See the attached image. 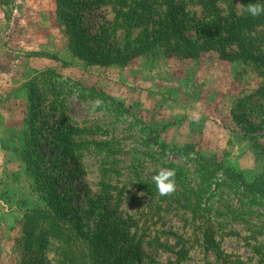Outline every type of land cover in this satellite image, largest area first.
<instances>
[{
	"label": "rangeland",
	"instance_id": "374dc122",
	"mask_svg": "<svg viewBox=\"0 0 264 264\" xmlns=\"http://www.w3.org/2000/svg\"><path fill=\"white\" fill-rule=\"evenodd\" d=\"M76 1L101 48L120 50L127 30L116 1ZM234 2V15L224 1L214 14L190 3L182 15L188 38L219 51L102 66L71 52L57 0H0V264L36 260L28 232L46 242L44 264H264V200L250 205L225 175H264V66L254 59L264 58V24L231 37L243 14ZM29 84L38 88L41 179L60 194L63 220L48 212L23 158ZM201 157L223 167L222 186L204 193ZM162 168L176 173L168 196L153 180Z\"/></svg>",
	"mask_w": 264,
	"mask_h": 264
},
{
	"label": "trees",
	"instance_id": "16d2710c",
	"mask_svg": "<svg viewBox=\"0 0 264 264\" xmlns=\"http://www.w3.org/2000/svg\"><path fill=\"white\" fill-rule=\"evenodd\" d=\"M117 8V18L121 19L123 28H126L127 33L124 38V45L118 51H107L101 48V36H91L87 29L83 27L80 21V4L76 0H57V15L61 23L65 37L68 42V47L71 52L80 60L93 65H127L131 61L139 57H159L160 55H174L178 58H195L200 56L204 51H219L217 44L203 43L197 40L188 38L185 35L184 22L182 15L184 14L187 4H196L202 6L206 11L215 13L219 1H224L229 4L230 11L234 15L235 2L234 0H115ZM242 8L250 2L262 3L261 0H240ZM236 16V15H235ZM264 24V15L259 17H252L247 12L238 17L234 23H229L228 33L231 37H236V32H250L255 27ZM140 29L141 33L134 36V30ZM239 39V37L237 38ZM250 53V52H249ZM249 57H255L250 53ZM221 57L228 58L226 54ZM236 59V58H235ZM256 62H261L264 66V58H254ZM45 80H49L47 77ZM30 85V104L29 111L25 118L24 130V145H23V158L28 164V169L32 170L34 179L36 180V190L40 193L42 199L48 206V212L56 216L57 220H63L58 214L56 202L60 199L55 187H49L46 181L42 180V172L40 164L43 159L39 156L37 150V112L38 107L37 95L38 88L35 85ZM264 94V83L260 87V91ZM116 111H119V106H116ZM256 131V130H254ZM253 132V131H252ZM251 134V132H250ZM255 136H257L254 132ZM260 135V134H258ZM64 141H69L67 137L63 138ZM84 141V140H83ZM82 141V143H83ZM84 144V143H83ZM79 144L80 148H89L93 146ZM178 148V147H177ZM191 146L179 147V151H191ZM198 161V169L202 172V183H204V191L215 184V189L222 186V183L217 182L216 177L222 169V165L211 160V158H203ZM197 161V160H196ZM220 167V168H219ZM180 171H182L180 169ZM178 175L183 177L182 175ZM183 172V171H182ZM227 174V175H226ZM225 175L233 181L234 186L241 188L240 196L243 200L246 199L250 205L260 203V199L264 200V175L258 176L252 181L248 182L241 175H237L235 171L228 168L225 170ZM176 176V177H177ZM238 178V179H237ZM215 182H212L214 181ZM212 182V183H211ZM206 185V188H205ZM198 195L201 191H198ZM238 192V191H237ZM199 199V198H198ZM211 208V206H209ZM241 207H237L239 210ZM233 213H238L236 209L232 210ZM70 225L68 221L65 222ZM64 223V224H65ZM58 226V225H57ZM210 231V230H209ZM31 233V232H30ZM27 235L29 236V249L36 247L38 254L36 260H28L24 264H44L46 261L43 249L46 242L36 241L37 233L34 232ZM39 234V233H38ZM62 234V233H60ZM41 235V234H40ZM212 241V240H211ZM93 256L95 253L93 252ZM123 257L117 256V260L110 264H123ZM75 263L76 258H63L60 264Z\"/></svg>",
	"mask_w": 264,
	"mask_h": 264
},
{
	"label": "clouds",
	"instance_id": "9594fccd",
	"mask_svg": "<svg viewBox=\"0 0 264 264\" xmlns=\"http://www.w3.org/2000/svg\"><path fill=\"white\" fill-rule=\"evenodd\" d=\"M243 11L247 12L252 17H259L264 15V3L250 2L243 7ZM103 101L97 99L94 101V108L100 107ZM193 119L198 120L199 114L194 113ZM175 170L162 168L157 175L153 177L156 189L161 196H168L175 192L176 181H175Z\"/></svg>",
	"mask_w": 264,
	"mask_h": 264
},
{
	"label": "crops",
	"instance_id": "0c3cea01",
	"mask_svg": "<svg viewBox=\"0 0 264 264\" xmlns=\"http://www.w3.org/2000/svg\"><path fill=\"white\" fill-rule=\"evenodd\" d=\"M1 47V46H0ZM1 57V56H0ZM4 60L2 58H0V63H2Z\"/></svg>",
	"mask_w": 264,
	"mask_h": 264
}]
</instances>
